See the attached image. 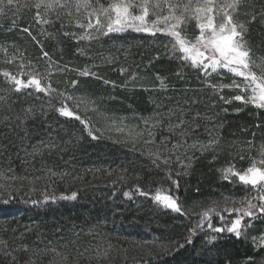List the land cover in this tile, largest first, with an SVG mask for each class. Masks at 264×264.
<instances>
[{"label":"rangeland","instance_id":"374dc122","mask_svg":"<svg viewBox=\"0 0 264 264\" xmlns=\"http://www.w3.org/2000/svg\"><path fill=\"white\" fill-rule=\"evenodd\" d=\"M102 2L107 5L111 0H102ZM34 3L35 0H18L20 5L18 12L14 5L12 11L0 13V97L3 98L0 100V183L9 186L7 191H0V230L9 233L12 228L11 232L16 235L19 232L17 228L22 227L21 232L26 234L31 232L32 236L30 235L24 244L28 245L32 242L31 245L35 248L39 244H43L40 249L44 255L50 254L51 264H63L64 260H69L71 264H114L115 262L141 264L142 259L155 251L156 246H164V243L158 240L155 244V239L149 236L150 233L146 227L140 229V234L134 230L132 234L131 229L135 226V217H131L133 219L129 221L118 222L117 226H109L113 237L109 238L110 242L103 243L99 239L101 237L96 229L91 228L95 224H89V227L86 228L80 227L79 223L72 224L68 230H63L54 223L51 229H55L56 232L53 237H50L49 223L54 221L55 211L68 209V213H70L75 205L85 201L84 195L87 193L92 194L91 198H95L99 194V198L103 199L102 194L113 189L111 192H113L112 201H114L118 193L114 189L126 185L138 197L137 202L133 203L139 204L138 200H144L145 205H150L162 215H178L182 219L193 217L190 218L194 220L193 224H196L198 215L209 207H215L217 210L220 207L233 209L247 206V200L252 199L254 195L251 185H244L236 176L225 179L223 170L234 167L236 170L243 171L254 160H259L261 147L264 146L263 136L253 137L252 144L245 146L242 144L240 146L242 151H239V155L236 157L234 156L237 160L230 159V162L226 164L216 162L218 179L221 183L230 185L234 193L226 194L222 190L217 191L211 194L210 201L209 199L204 200L203 203L200 202V205L190 208V210H187L184 205L186 201L184 193L182 195L176 192L171 193L170 184H166L165 178L160 182H154L153 188L144 189L148 195H140L137 188L139 184L136 183L135 177L130 174L128 169L125 171L126 167L124 164L120 165L118 160H115L117 165H114L115 163H105L100 159L99 162L97 159L93 162H86L88 159L81 158V156L92 158L93 155L88 152L95 149L94 145L98 144L122 151L118 159L126 154L139 161L147 162L150 159L151 164L154 157L149 155L150 152L159 151L162 158L175 153L181 157L179 162L173 156L170 165L163 164L162 160L157 163L159 165L161 163L164 170H173L176 174L179 172L180 174L177 176L180 178L189 176L195 167L194 164L205 158L209 152H214L216 148L218 150L221 143L217 135L220 129L215 127L219 124L213 122V126L204 124L205 127H202L201 113L193 114L191 117V113L187 112L189 108L188 105H185L187 97L192 99L191 102L195 104L194 94L208 92L206 97L209 95L208 97L213 98L211 102L213 106L216 103L220 105L222 115H227L230 112L233 115L248 113L260 116L264 114V109L231 99L234 95L241 94L239 89L223 88L214 91L208 86L209 83L230 84L233 79L242 83L241 77H234L226 70H220L222 76L213 73L211 76L205 77L198 69L192 68L190 62L185 63L180 59L172 58L170 55L172 38L159 32L152 36L129 29L93 40H79L73 36H65L63 34L65 31L74 32L77 37L84 31V29L76 27L75 9L72 10V17L64 14L61 15L60 20L56 19L55 13L44 16L43 9H40L43 19H49L55 23H37V9L23 6ZM59 11L66 13L67 9H59ZM253 11L256 13L264 11V3L261 0H246L238 19L245 22L248 27L245 38L252 49L253 61L259 64L264 59V45L261 44L262 46L257 48L252 37L256 30L264 33V17L258 15L256 21L248 23ZM79 18L83 23H87V20L82 16ZM152 18L150 15L149 19ZM61 23L64 25L63 28ZM255 24L256 26L252 27ZM25 28L30 30L31 35L23 31ZM182 31L189 38H194L199 34L194 20L186 26H182ZM27 36L39 45L40 54L34 50ZM42 43L47 45L54 54L47 52ZM63 44L71 46L74 54L68 55V50H65ZM44 52L48 53L47 57L43 55ZM180 55L179 52L176 53L177 57ZM149 56L155 57L148 58ZM161 57L165 59L164 63L175 65V70L171 75L174 80L171 81L166 79L165 75L155 73L157 71L154 67L158 65L157 62ZM68 59H74L75 62L70 64L67 62ZM84 69L96 73V76H81L78 70ZM122 69L123 71H121ZM150 70L154 71L155 75ZM253 70L258 74L261 71L260 68ZM4 71H8L25 82L29 79V72L45 73L46 75L41 81L42 85L50 83L57 91L53 92L51 96L37 92L34 87L22 88L20 92H16L14 85L3 76ZM20 73H24V75L21 76ZM116 74L120 75L121 79L126 77L125 84L111 80L112 75ZM73 80L77 81L74 87L71 83ZM161 80L164 82L163 87ZM177 82L182 84L178 85ZM107 86L117 88L132 97L140 91L146 93L147 100L144 104H148V108L144 112H139L121 106L116 102V92L113 90L105 92ZM61 92L74 97L73 100L64 101V104L82 119L90 120V126L98 139H92L79 120L61 116L56 111L62 106L60 102L62 97L58 96V93ZM221 96L228 98L230 102L226 103L220 98ZM174 98V101L182 103V107L177 111L180 116L174 115V112L169 108L166 109L163 104ZM200 118L201 120H199ZM181 119L185 121L183 125L185 128L193 129V126H196L185 137L178 135L179 129L169 131L170 125H175ZM149 131L154 133L152 137L148 136ZM165 137L168 138V142L166 145H161V141ZM213 138L216 143L202 153L190 147L172 149V145L180 139H183L188 145H191L194 140L199 141L202 145H207ZM149 139L154 143L149 144L147 142ZM59 141H62L63 144ZM4 142H9L18 148L17 165L11 164V157L4 153V147H1ZM82 145H84V149L88 150L87 152L84 153L77 149ZM193 154L195 159H192L190 167L185 169L183 165L189 164L185 157ZM170 175L172 176V173ZM12 177H16V179L13 180ZM174 190H176L175 185ZM157 191H160L161 194L178 197V203L182 205V209L187 214L175 213L165 208L163 204L154 201L152 196ZM73 193H76L74 199L63 198L72 197ZM127 197L130 198V195ZM241 201H245V203L242 204ZM253 203H259V201L253 200ZM108 208L111 211L104 213V216L118 215L122 209L116 203ZM238 215L241 214L238 213ZM104 219L100 221L104 227H107V221ZM245 219L248 217H243L242 220V236L235 237L246 239L252 243L255 238L254 244L264 247V243H260V238L264 237V214H261L258 219L250 218L247 222H244ZM209 223L212 228H215L213 221L209 220L207 227L200 230V233L204 234L203 241L208 245L219 243V238H222L220 237L221 232L212 231V228L208 227ZM247 224L250 226L245 227ZM34 225H37L38 228L34 229ZM216 234L219 237H216ZM211 237H216V239L212 240ZM1 239H3V235L0 231V246H3ZM72 239H80L82 244L79 246L77 242L69 247V250L65 248V245L58 246L59 243L70 242ZM3 243L4 247H8L4 250L9 254L12 253L7 242ZM112 244H117L120 249L114 250L116 248ZM75 246L77 247L75 248ZM106 249H110L107 257L103 255ZM97 250L101 253L99 257ZM24 251L30 252L29 250ZM82 257L85 260L80 262ZM117 257L119 261H116ZM58 260L63 262H58Z\"/></svg>","mask_w":264,"mask_h":264},{"label":"trees","instance_id":"16d2710c","mask_svg":"<svg viewBox=\"0 0 264 264\" xmlns=\"http://www.w3.org/2000/svg\"><path fill=\"white\" fill-rule=\"evenodd\" d=\"M261 1L264 3V0ZM255 26L256 24L252 27ZM27 38L31 41L34 50H37L40 54L41 51L39 45L29 36H27ZM252 38L257 48L261 47V44L264 45V33L256 30ZM42 46H44L47 52L54 54L48 49L47 45L42 43ZM62 46L65 50H68V55L70 54L71 56V54H74V50L71 46L67 44H63ZM151 57L154 58L155 56H149L148 58ZM164 60L165 59L161 57L160 61L157 62L158 65L154 67L157 71L155 73L162 76L165 75L164 77L166 79L172 81L174 80V77L171 75L175 70V65H168L167 63H164ZM73 61L74 59L67 60L70 64ZM150 71L154 74V71ZM119 78L120 75L116 74L112 75L111 80L125 84L126 77H123L122 79ZM176 84L181 85L182 83L177 82ZM112 90L116 92V102L121 104V106H125L126 108L129 107L139 112H144V110L148 108V104H144L147 100L146 93L140 91L135 93L136 95L132 97L128 96L125 92H121L117 88L114 89L109 86L105 87L106 93ZM206 94H208V92H197L194 94L195 97L193 99L195 104L191 102L192 99L187 97V104H185L189 106L187 112L191 113V117L193 114L201 113V117L203 118L202 127H205L204 124H207V126L208 124H211L210 126H213V122L219 124V126L215 127L220 129L218 130L217 135L219 136L221 144L218 150L216 148L214 152H209L205 158L195 163V167L190 172L189 176L180 178L173 170H164L161 163L159 166L153 163L151 164L149 162L151 161L150 159L147 162L139 161L133 156L126 154L118 159L120 154H122V151L115 149L114 147H107L99 144H93L95 149L88 152L93 155L92 158L89 156H81V158L88 159L86 162H93L95 159L99 162L100 159L101 161L104 160L105 163H115V160H118L120 165L124 164L126 167L125 171L128 169L130 174L135 177L136 183L139 184L137 187L139 188V192H145L144 189L152 187L154 182H160L165 178V182H167L166 184H170L169 187L171 193L176 192L181 195L184 193L186 198L184 205L187 210H190V208H196V206L200 205V202L203 203L204 200H207L212 196V193L217 191L222 190L226 194L234 193L230 185L221 183L218 179L215 167L216 162L226 164L230 162V159L237 160L234 156L236 157L239 155L238 152L242 151L240 147L242 144L244 146L252 144L254 142L253 137L255 136L264 137V114L260 116H254L253 114L248 113L233 115L230 112L227 115H222V108L220 105L216 103V105L213 106L211 103L213 98L208 97L209 95L206 97ZM174 100L175 98L171 101H166L163 104L166 109L169 108V110L174 112V115L180 116V113L177 111H179L178 108L182 107V103ZM199 120H201V118ZM59 142L63 144L62 141ZM83 146L84 145L77 149L85 153L88 150L84 149ZM1 147H4V153L11 157V164L17 165L16 162L18 161V158L16 156L18 155V148L11 145L9 142H4ZM114 165L117 164L115 163ZM170 173H172L171 177L180 184V187L176 190H174L172 180L168 179ZM129 189L131 188H128L127 185L122 188L114 189L118 192L116 196L117 198L114 201H112V198L114 197L112 196L113 192H111L113 189L109 192L107 191L108 193L102 194L104 197L103 199L102 197L99 198V194L96 195L97 197L91 198L90 195L92 194L89 195V193H87L84 195L85 201H81L79 205H75L70 213H68V209L55 211L56 216L54 214V221L49 223V236L53 237V234L56 232L55 229H51L54 223L58 224V228L63 230H68L69 226L72 224L76 225L79 223L80 227L83 228H86L89 224H95L91 228L96 229V232H98V235L101 237L99 238L101 242L108 243L111 241L109 238L113 237V232L110 231L111 229H109V226H117L118 222L122 223L123 220L129 221L133 219L131 217H135V226L131 229L132 234L133 230L137 234H140V229L146 227L150 233L149 236L155 239V244H157L158 240L164 243V246H156L155 251L142 259L140 262L141 264H264V247H257V245L246 239H237L233 233L226 231L227 227L230 226L231 221L237 218V212H229L225 210L228 209L227 207H220V209H217L215 213L210 215L209 219L204 220L203 227L201 228L198 225L200 224L202 213L198 215L196 224H193L194 220L190 219L193 217L182 219V217H179L178 215H162L161 213L156 212L150 207V205H145L144 200H138V202H140L139 204L133 203L135 201L137 202L138 197L135 196L133 190L130 191ZM126 192L129 193L131 199L124 195ZM210 200L211 199H209V201ZM115 203L121 206V213H118V215L112 214L104 216V213L111 211L108 207L110 205L113 206ZM195 212L197 213L198 211ZM221 217H223V219H221ZM103 218L107 221V227H104L100 221ZM209 220L213 221L215 228H225V231L221 232L220 237L222 238H219L220 242L215 244L211 243L212 245L205 243V241H203L204 234L200 233L201 229L207 227ZM248 220H250V217L245 219L244 222H247ZM34 226V229L38 228L37 225ZM20 229L22 230V227L17 228L19 232H17L16 235L11 232L12 228L9 233L0 230L3 235V239H1L3 246H0V264H51L50 254L46 256L40 249V246H43V244H39L37 248L31 245L32 242H30L31 244L25 245L24 241L30 237L31 232L26 234L23 231L21 232ZM193 229H195V235L192 234ZM189 236H191V243L187 242ZM215 236L219 237L218 234ZM79 240L80 239H72L71 241L69 240L70 242H61L58 246L65 245V248L69 250V247L77 244V242L80 246L82 242ZM3 242H7L6 244L9 245V249L12 250L13 254L10 253V255H5V253L9 252L4 250L8 249V247H4L5 244ZM180 244H183L184 247H179ZM112 245L116 248L114 250L120 249L117 244ZM76 247L77 246H75V248ZM24 250H29L30 252ZM13 257H15V259H13ZM249 258H251V260ZM84 260L83 257L80 258V262ZM113 260H115V258H113ZM116 261H119L118 257L116 258ZM58 262L62 263L63 261L58 260ZM63 264L71 263L69 260H64Z\"/></svg>","mask_w":264,"mask_h":264},{"label":"snow or ice","instance_id":"6c2138e0","mask_svg":"<svg viewBox=\"0 0 264 264\" xmlns=\"http://www.w3.org/2000/svg\"><path fill=\"white\" fill-rule=\"evenodd\" d=\"M246 0H111L110 3L105 5L102 0H35L34 4H25L24 7H34L37 9L36 21L37 23L54 24L55 21L49 19H43L40 13V9H43L44 16L49 13H55L56 19L60 20L61 15L73 16V9H75L76 27L84 29L79 34L74 32L65 31V36H73L79 40H93L98 39L101 36H108L110 33L125 32L129 29L135 32H144L149 35L155 36L158 32L162 35L172 38V46L170 49V55L172 58H177L185 63L190 62V66L194 69H198L205 77L211 76L216 73L218 76H222L220 70H226L234 77H241L242 83L237 82L235 79L230 84H213L209 83L208 86L214 91L223 88L239 89L241 94H236L231 99L241 101L244 104H252L256 108L264 109V59L261 63L257 64L253 61L248 41L246 40V34L248 27L245 22L238 19L242 6ZM16 6V11H19L20 5L18 0H0V13L6 11H12L13 6ZM59 9H67L66 13H61ZM152 19H149V16ZM264 17V11L253 13L250 16L248 23L257 20V16ZM83 17L87 20V23H83L79 17ZM195 21V26L199 30V34L194 38H189L182 31V26H186L190 21ZM161 25H163L161 27ZM63 23L61 27L63 28ZM23 31L31 32L28 28ZM35 39V37H33ZM179 52L181 55L176 56ZM45 57L48 56L47 52H44ZM158 58V57H157ZM15 59V57H12ZM23 67V65H21ZM254 68H260L259 74L254 71ZM81 76H96V73L90 72L87 69L78 70ZM123 71V69L121 70ZM21 76L24 73H20ZM45 73H37L35 71L29 72V79L25 82L23 79H18L16 76L11 75L8 71L3 72V76L7 78L15 88L16 92H20L22 88L34 87L37 92H43L46 95L51 96L53 92L57 90L49 83L42 85L41 81L44 79ZM99 78V77H97ZM159 79V77H158ZM73 87L77 84V81L73 80ZM108 83V81H105ZM161 86H164L163 80H161ZM61 99V107L57 108L61 116L75 118L84 125L85 130L92 139H98L94 134L93 128L90 126L91 122L87 119H82L79 115L70 109L64 101L73 100L74 97L71 94L58 93ZM225 100L226 103L230 100L224 96L220 97ZM3 98L0 97V100ZM30 111V110H29ZM239 111V110H238ZM185 121L179 120L175 125H170L169 131L172 132L179 129L178 135L185 137L191 133L193 129L185 128L183 125ZM155 126V125H153ZM154 133L148 132V136L152 137ZM149 144L154 143L153 140L147 141ZM168 138L165 137L161 141V145H166ZM216 143L213 138L207 145H202L199 141H193L191 145L186 144L183 139L177 140L172 145V149L180 147L192 148L201 151V153L208 148H211ZM150 156H153V163L161 161L165 165H170L174 158L179 162L181 157L178 154L161 157L159 151L150 152ZM189 164L183 165L186 169L190 167V161L195 159V155L185 157ZM243 159V157H241ZM224 178L229 179L230 176L238 177L239 181L244 185H251L254 190L252 199L247 200V206L242 208L225 209L226 211H235L241 215H238L236 219L231 221L230 226L226 231L234 233L237 238L242 236L241 224L243 217H250L253 220L260 218L261 214H264V146L260 150V159L254 160L252 164L245 170H236L234 167H228L224 169ZM180 173L177 172V175ZM16 179V177H12ZM168 179L172 180L176 189L179 188V182L174 180L171 175H168ZM7 185L0 183V191H7ZM139 191V188H138ZM128 196L129 193H125ZM140 195H148V193L140 191ZM76 193L72 194V197H63L64 199H74ZM152 199L158 203L163 204L167 209L181 215H186L187 212L182 209V205L178 203V197L173 195L161 194L157 191ZM253 200L259 201V203H253ZM214 204L216 202H213ZM235 203V201H232ZM242 204L245 201H241ZM255 210V211H254ZM216 212L215 207H209L202 213V218L199 227H203L204 220L209 219L212 213ZM223 219V217H221ZM250 224L245 225V227ZM209 228H212L211 223L208 224ZM212 231L220 233L225 231V228L217 227L212 228ZM192 234L195 235V229L192 230ZM215 240L216 237H211ZM187 242L191 243V236L187 238ZM255 243V238H254ZM260 243H264V237L260 238ZM179 247H184L180 244ZM259 247V244H257ZM110 249H106L103 255L107 257ZM5 255H10L5 253ZM101 255L97 250V256ZM15 259V257H13ZM251 260V258H249Z\"/></svg>","mask_w":264,"mask_h":264}]
</instances>
